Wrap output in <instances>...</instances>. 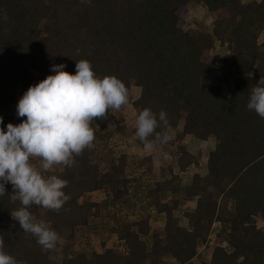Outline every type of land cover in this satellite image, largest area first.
<instances>
[{
	"label": "trees",
	"instance_id": "16d2710c",
	"mask_svg": "<svg viewBox=\"0 0 264 264\" xmlns=\"http://www.w3.org/2000/svg\"><path fill=\"white\" fill-rule=\"evenodd\" d=\"M190 2L213 13L211 33L184 28ZM215 40L227 44L221 61L211 53ZM81 59L97 76H116L126 85L137 116L145 108L157 118L165 111L168 126L157 131L180 122L182 129L174 139L155 141L153 151L135 154L109 142L103 130L111 113L96 119L92 146L71 167L54 165L44 173L67 180L63 190L70 199L59 212L29 208L59 234L56 248L43 250L11 218L20 202L11 200L8 183L0 196L3 251L17 264H168L166 256L173 264H264V229L257 225L264 222V119L247 108L251 89L264 76V0H0V127L26 119L17 116L14 102L41 81L28 75L29 68L46 78L55 74L52 65L64 64L75 74ZM226 65L237 76L231 91L219 81L206 87V76ZM186 134L203 146L208 138L215 141L205 175L200 154L188 153L181 141ZM154 161L167 163V176L165 169L154 170ZM187 168L192 180L183 187ZM96 191L101 201L86 198ZM107 224L119 246L103 243L97 251L85 242V251L69 254L79 232L96 234ZM202 246L210 257L195 260Z\"/></svg>",
	"mask_w": 264,
	"mask_h": 264
},
{
	"label": "clouds",
	"instance_id": "9594fccd",
	"mask_svg": "<svg viewBox=\"0 0 264 264\" xmlns=\"http://www.w3.org/2000/svg\"><path fill=\"white\" fill-rule=\"evenodd\" d=\"M7 19L5 14L3 20ZM65 67L52 65L55 74L23 93L16 114L26 119L15 125L8 123L6 130L0 127V196L6 195L5 185L11 183V200H18L20 207L12 210L10 216L45 251L55 249L60 236L47 223L37 221L29 208L34 204L59 212L70 196L63 190L67 180L44 173H50L54 165L71 167L74 157L93 144L91 124L96 119H107L110 112L120 111L129 101L126 85L116 76H97L88 60L76 61L75 74L65 71ZM247 108L264 119V76L251 89ZM168 123L163 110L158 118L149 108L139 112L135 135L145 151L153 149L154 141H168L166 132L157 131ZM33 157L39 158V167L30 162ZM3 246L0 240V264H17L13 256L3 251Z\"/></svg>",
	"mask_w": 264,
	"mask_h": 264
},
{
	"label": "rangeland",
	"instance_id": "374dc122",
	"mask_svg": "<svg viewBox=\"0 0 264 264\" xmlns=\"http://www.w3.org/2000/svg\"><path fill=\"white\" fill-rule=\"evenodd\" d=\"M185 9H186L185 16H184V28L185 29L195 34L196 33L200 34L203 31L207 33H211L212 23L214 19V15L211 11L207 10L204 5L193 3V2L188 3ZM213 42L214 43L211 48V53L217 55L218 61H221L225 53H227V44L221 43L216 40ZM28 75L36 77V78H40L41 80L45 78L43 74L39 72L36 68H29ZM236 78L237 76L234 73V68L226 65L224 69L209 73L205 79V86L209 87L219 81L221 82L223 88L227 92H230L233 87V84L236 81ZM19 89H20V86H17L16 88L17 97L19 94ZM131 89L135 95H138L140 92L139 87L134 86ZM17 103H18V99L16 98L14 104L17 105ZM110 113H111L112 119L106 124L103 130L105 135L111 136V141L109 142L111 144H114V143L116 144L117 142L118 145L123 146V149H126L128 152L135 153V154L142 153L144 151V147L136 142V138L133 133V126L135 125L137 115L135 114L132 108V105L128 102L127 105L123 106L120 111L110 112ZM182 124L183 122H180V124L176 128L168 129L166 133L170 139H174L176 133L182 129ZM178 143H181V142H178ZM118 145L116 144V146H114L117 150L120 149V146ZM155 148H157V146H156V142L154 141V147L151 151H153ZM30 162L35 164L37 167H39L41 163L39 158H35V157L31 158ZM166 165L167 163L165 162H158V161L155 162L154 161V170H156V172L161 171V169H165ZM201 167L204 168L205 164L202 163ZM163 172L164 174L162 177H165L168 175L167 169H165ZM167 196L169 197V194ZM86 198L96 200V201H101L103 199V194L101 191H96V192H92L89 195H87ZM125 220L127 219L123 217V218L117 219V222L125 221ZM109 221H110L109 223H112V224L114 223L113 218H110ZM153 222H154L153 219H151L149 221V224L152 225ZM179 224H184L182 218L179 219ZM257 225H259L260 227L264 229V222L261 219L257 220ZM109 227L110 225L107 224L106 227H102L101 229H99L98 230L99 232L96 234H92V232L90 233L85 232V234H82L79 232L78 233L79 242L76 247L72 248L69 251V254L75 255L79 252L85 251V249L87 248V245L84 244L85 242L92 244L93 245L92 247L95 248L97 251H100L101 245L103 243L106 244L107 246L118 245L119 241L117 239V236L116 234L109 232ZM219 227H220V224L214 221L212 224V229L214 231H217ZM208 246H202L199 249V252L197 256L195 257V260H199V259L208 260L209 259L210 249ZM164 259L168 264H173V260L171 259V257L166 256Z\"/></svg>",
	"mask_w": 264,
	"mask_h": 264
},
{
	"label": "crops",
	"instance_id": "0c3cea01",
	"mask_svg": "<svg viewBox=\"0 0 264 264\" xmlns=\"http://www.w3.org/2000/svg\"><path fill=\"white\" fill-rule=\"evenodd\" d=\"M181 141L185 144L186 151L188 153H190L191 155L200 154L199 172L201 175H205L207 173L206 158L209 151L214 149V145H215L214 139L208 138L206 144L203 146L201 145L200 141L197 138H195L193 135L186 134ZM202 163L205 164L204 168L201 167ZM174 169H176V167ZM191 180H192V170L191 168H187L185 171L182 172L181 186L183 187L188 186L191 183ZM192 207L193 204L191 202L185 204V208L188 210L192 209Z\"/></svg>",
	"mask_w": 264,
	"mask_h": 264
}]
</instances>
